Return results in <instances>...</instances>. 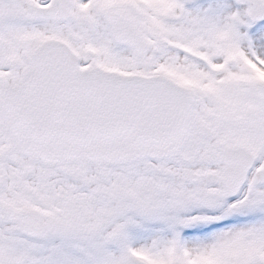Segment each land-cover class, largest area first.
<instances>
[{
    "label": "snow or ice",
    "instance_id": "obj_1",
    "mask_svg": "<svg viewBox=\"0 0 264 264\" xmlns=\"http://www.w3.org/2000/svg\"><path fill=\"white\" fill-rule=\"evenodd\" d=\"M0 264H264V0H0Z\"/></svg>",
    "mask_w": 264,
    "mask_h": 264
}]
</instances>
